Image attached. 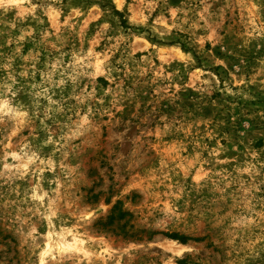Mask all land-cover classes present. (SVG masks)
<instances>
[{"label": "rangeland", "instance_id": "1", "mask_svg": "<svg viewBox=\"0 0 264 264\" xmlns=\"http://www.w3.org/2000/svg\"><path fill=\"white\" fill-rule=\"evenodd\" d=\"M0 264H264V0H0Z\"/></svg>", "mask_w": 264, "mask_h": 264}, {"label": "trees", "instance_id": "2", "mask_svg": "<svg viewBox=\"0 0 264 264\" xmlns=\"http://www.w3.org/2000/svg\"><path fill=\"white\" fill-rule=\"evenodd\" d=\"M169 238L173 239V240H178L180 242H184V237L177 235L176 233H172L168 235Z\"/></svg>", "mask_w": 264, "mask_h": 264}, {"label": "bare ground", "instance_id": "3", "mask_svg": "<svg viewBox=\"0 0 264 264\" xmlns=\"http://www.w3.org/2000/svg\"><path fill=\"white\" fill-rule=\"evenodd\" d=\"M59 247L62 248V249H66V247H68V244H64V243H62V244L59 245ZM47 250H48V249H47ZM47 250H46V251H47Z\"/></svg>", "mask_w": 264, "mask_h": 264}]
</instances>
